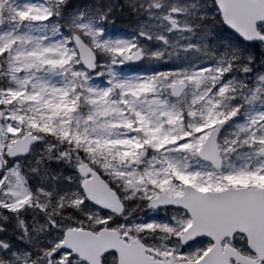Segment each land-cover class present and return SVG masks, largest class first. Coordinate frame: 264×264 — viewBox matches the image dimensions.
Segmentation results:
<instances>
[{"label":"snow or ice","instance_id":"6c2138e0","mask_svg":"<svg viewBox=\"0 0 264 264\" xmlns=\"http://www.w3.org/2000/svg\"><path fill=\"white\" fill-rule=\"evenodd\" d=\"M0 264H264V0H0Z\"/></svg>","mask_w":264,"mask_h":264},{"label":"trees","instance_id":"16d2710c","mask_svg":"<svg viewBox=\"0 0 264 264\" xmlns=\"http://www.w3.org/2000/svg\"><path fill=\"white\" fill-rule=\"evenodd\" d=\"M123 31L127 34L128 38H131V33L128 30L124 29ZM261 54L262 53L257 52V57H258L257 62L259 60V55H261Z\"/></svg>","mask_w":264,"mask_h":264},{"label":"flooded vegetation","instance_id":"af4514ba","mask_svg":"<svg viewBox=\"0 0 264 264\" xmlns=\"http://www.w3.org/2000/svg\"><path fill=\"white\" fill-rule=\"evenodd\" d=\"M234 36H236V35H234ZM245 44H248V43L245 42ZM161 215H163V213H161Z\"/></svg>","mask_w":264,"mask_h":264},{"label":"water","instance_id":"95a60500","mask_svg":"<svg viewBox=\"0 0 264 264\" xmlns=\"http://www.w3.org/2000/svg\"><path fill=\"white\" fill-rule=\"evenodd\" d=\"M227 26V25H226ZM227 27H229V26H227Z\"/></svg>","mask_w":264,"mask_h":264}]
</instances>
